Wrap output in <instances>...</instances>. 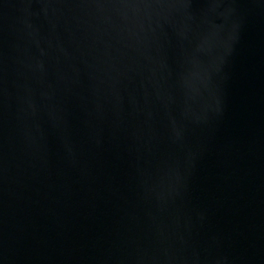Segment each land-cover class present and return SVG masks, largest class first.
Wrapping results in <instances>:
<instances>
[{
	"label": "water",
	"instance_id": "1",
	"mask_svg": "<svg viewBox=\"0 0 264 264\" xmlns=\"http://www.w3.org/2000/svg\"><path fill=\"white\" fill-rule=\"evenodd\" d=\"M0 264H264V0H0Z\"/></svg>",
	"mask_w": 264,
	"mask_h": 264
}]
</instances>
